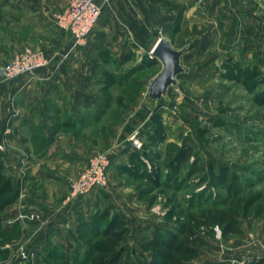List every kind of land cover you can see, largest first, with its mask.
I'll return each mask as SVG.
<instances>
[{
    "label": "rangeland",
    "instance_id": "obj_1",
    "mask_svg": "<svg viewBox=\"0 0 264 264\" xmlns=\"http://www.w3.org/2000/svg\"><path fill=\"white\" fill-rule=\"evenodd\" d=\"M257 3L222 0L205 14L192 9L184 30H150L128 57L108 56L103 70L88 74L99 108L81 137L88 148L85 164L109 153L118 165L111 166L106 186L72 205L66 204L71 178L50 208L42 199L48 185L38 188L39 205H24L18 194L1 213L0 264H93L94 257L104 260L120 249L119 264H149L164 251L157 240L177 233L190 212L213 207L231 210L241 232L224 234L213 220L196 224L201 241H192L196 251L182 256V264H244L251 255H264V11ZM5 32L2 21L0 81L27 46L9 49ZM157 34L174 48H186L184 71L165 95L150 99V84L163 70L152 52ZM99 35L95 50L105 47ZM81 60L90 64L84 55ZM135 132L143 142L137 151L130 144ZM189 147L190 159L176 172L175 156ZM224 173L236 187L234 197L217 180ZM12 191L1 194V201ZM114 220L124 239L109 244L103 231Z\"/></svg>",
    "mask_w": 264,
    "mask_h": 264
},
{
    "label": "crops",
    "instance_id": "obj_2",
    "mask_svg": "<svg viewBox=\"0 0 264 264\" xmlns=\"http://www.w3.org/2000/svg\"><path fill=\"white\" fill-rule=\"evenodd\" d=\"M69 1L0 0V22H5L9 49L29 45L54 57L51 65L33 75L0 81V130L5 125L12 129L4 152L5 171L19 186L24 205H39L38 188L48 185L51 189L42 197L47 200L43 205L52 207L50 202L60 194L61 185L78 177L86 165L87 142L81 137L94 125L99 108L88 74L103 70L108 56L117 60L128 57L137 41L149 39L150 30L158 32L163 25L184 30L192 9L205 14L204 10L216 9L222 0H110L100 26L77 48L71 35L55 21V14ZM259 1L263 13L264 0ZM100 33L105 47L95 50L94 40ZM83 55L90 64L78 61ZM112 160L115 169L118 163ZM55 210L53 217L58 214Z\"/></svg>",
    "mask_w": 264,
    "mask_h": 264
},
{
    "label": "built area",
    "instance_id": "obj_3",
    "mask_svg": "<svg viewBox=\"0 0 264 264\" xmlns=\"http://www.w3.org/2000/svg\"><path fill=\"white\" fill-rule=\"evenodd\" d=\"M109 2L110 0H102L101 2L99 0H70L68 6L55 15L56 25L71 35L75 48L83 46L87 43L88 37L103 14L105 5ZM53 58L42 49L26 46L6 66L5 81H13L21 76L33 75L38 69L51 65ZM11 131L12 129L6 125L0 133L1 152L7 150L8 137ZM130 142L135 149H142L143 147L138 132L131 136ZM112 159L109 153L91 157L79 176L71 180L66 204L76 203L93 190L106 186L109 182ZM31 217L41 220L38 214H31Z\"/></svg>",
    "mask_w": 264,
    "mask_h": 264
},
{
    "label": "trees",
    "instance_id": "obj_4",
    "mask_svg": "<svg viewBox=\"0 0 264 264\" xmlns=\"http://www.w3.org/2000/svg\"><path fill=\"white\" fill-rule=\"evenodd\" d=\"M264 121V114H263ZM6 126V125H5ZM4 126V128H5ZM4 128L1 131L4 130ZM131 144V143H130ZM137 151V150H136ZM140 151V150H139ZM6 152V151H5ZM139 154V153H136ZM192 155V148H181L180 151L175 156L173 161V167L176 172L180 169L182 165H184ZM4 152L0 151V198L1 194L12 191V195L7 200L1 201L0 199V222L3 221L4 217L1 215L5 206L10 204L15 197L19 194V186L14 185L12 178L5 171V163H4ZM237 176H234L236 178ZM233 178V177H232ZM219 183L223 184L230 196L234 197L235 188L234 183L228 182L229 175L228 173H224L223 175L217 177ZM223 202H226L223 200ZM72 205V204H71ZM70 206V205H69ZM198 213L190 212L188 214V222H186L181 227H178V232L173 233L167 239H159L157 240L158 244H161L164 251L161 257L155 258L149 264H182V256L188 253H194L196 251V247L192 245V241L196 242L201 241V239L196 235L194 231L195 225L206 224L209 220H213L217 222L221 227H223L224 234L228 233H240L241 229L238 226L236 215L227 208H217L213 207L210 209L203 210ZM118 222L111 221V223L104 229L103 234L107 243L116 244L124 239V231L118 229ZM182 235V238L180 237ZM111 250L105 247L101 248V252L109 253ZM122 249L117 252L112 253L106 259L102 260L100 257H94L92 259L93 264H119ZM209 264H217V263H209ZM244 264H264V255H251Z\"/></svg>",
    "mask_w": 264,
    "mask_h": 264
},
{
    "label": "water",
    "instance_id": "obj_5",
    "mask_svg": "<svg viewBox=\"0 0 264 264\" xmlns=\"http://www.w3.org/2000/svg\"><path fill=\"white\" fill-rule=\"evenodd\" d=\"M185 51L186 48H174L165 37H160L157 40L153 47V54L162 61L163 70L154 77L150 84V99H160L167 93L171 85L177 83V76L184 71L182 56Z\"/></svg>",
    "mask_w": 264,
    "mask_h": 264
}]
</instances>
